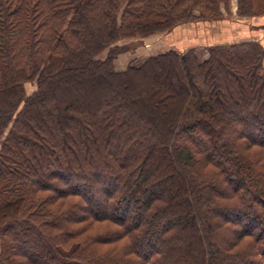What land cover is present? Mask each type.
<instances>
[{
  "label": "trees",
  "instance_id": "obj_1",
  "mask_svg": "<svg viewBox=\"0 0 264 264\" xmlns=\"http://www.w3.org/2000/svg\"><path fill=\"white\" fill-rule=\"evenodd\" d=\"M228 1L0 0V264H264V47L114 66Z\"/></svg>",
  "mask_w": 264,
  "mask_h": 264
},
{
  "label": "rangeland",
  "instance_id": "obj_2",
  "mask_svg": "<svg viewBox=\"0 0 264 264\" xmlns=\"http://www.w3.org/2000/svg\"><path fill=\"white\" fill-rule=\"evenodd\" d=\"M228 5V6H227ZM222 15L205 19H190L161 31L144 35L125 36L114 42L120 47L114 66L124 70L129 64H139L149 56L173 49L185 53L194 49L199 60L208 56V48L215 45L256 42L264 47V12L240 14L236 0H229ZM108 48L98 55L104 58ZM264 69V59L262 61ZM36 89L35 81L24 83L25 94Z\"/></svg>",
  "mask_w": 264,
  "mask_h": 264
}]
</instances>
